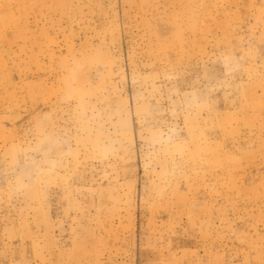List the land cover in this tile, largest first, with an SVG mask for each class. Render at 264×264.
Instances as JSON below:
<instances>
[{
  "label": "rangeland",
  "instance_id": "374dc122",
  "mask_svg": "<svg viewBox=\"0 0 264 264\" xmlns=\"http://www.w3.org/2000/svg\"><path fill=\"white\" fill-rule=\"evenodd\" d=\"M0 264H264V0H0Z\"/></svg>",
  "mask_w": 264,
  "mask_h": 264
}]
</instances>
